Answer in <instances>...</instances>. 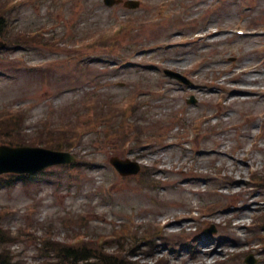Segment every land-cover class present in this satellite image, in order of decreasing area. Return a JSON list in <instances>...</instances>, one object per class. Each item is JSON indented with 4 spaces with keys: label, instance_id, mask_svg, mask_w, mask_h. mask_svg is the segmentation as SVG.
Listing matches in <instances>:
<instances>
[{
    "label": "rangeland",
    "instance_id": "rangeland-1",
    "mask_svg": "<svg viewBox=\"0 0 264 264\" xmlns=\"http://www.w3.org/2000/svg\"><path fill=\"white\" fill-rule=\"evenodd\" d=\"M126 1L0 0V145L79 135L62 148L72 164L0 175L8 251L20 264H60V244L137 264H264V0Z\"/></svg>",
    "mask_w": 264,
    "mask_h": 264
},
{
    "label": "water",
    "instance_id": "water-1",
    "mask_svg": "<svg viewBox=\"0 0 264 264\" xmlns=\"http://www.w3.org/2000/svg\"><path fill=\"white\" fill-rule=\"evenodd\" d=\"M115 1L117 2L120 0H105L108 5L114 4ZM138 3L139 1L137 0L126 1V5L129 7H134ZM166 72L171 76L178 77L181 80L188 82V80L179 73L171 70H166ZM74 160L75 156L69 152L54 151L42 147L0 146V173L6 171L33 173L40 171L49 165L70 163ZM111 163L123 175L137 173L141 168L138 162L129 159H121L117 156L111 158ZM249 262L250 264L254 263L253 261Z\"/></svg>",
    "mask_w": 264,
    "mask_h": 264
},
{
    "label": "trees",
    "instance_id": "trees-1",
    "mask_svg": "<svg viewBox=\"0 0 264 264\" xmlns=\"http://www.w3.org/2000/svg\"><path fill=\"white\" fill-rule=\"evenodd\" d=\"M5 15L6 13L0 16V30L4 27L2 19L9 20V18L7 16L5 17ZM63 142L56 144L55 146H53V148L62 149L64 148V146L66 148H70L72 146L69 142L68 137ZM5 233V230L0 225V264H20L15 260V256L13 255V253L8 251L6 247L7 240ZM56 250L59 252L57 257L59 258L60 264H78L80 262H85L86 264H116V261L118 260H121L123 262L120 264H137L135 262H126L115 254L113 256L104 251L98 252L96 250V247H88L83 244L74 246H66L64 244H60L58 245Z\"/></svg>",
    "mask_w": 264,
    "mask_h": 264
},
{
    "label": "bare ground",
    "instance_id": "bare-ground-1",
    "mask_svg": "<svg viewBox=\"0 0 264 264\" xmlns=\"http://www.w3.org/2000/svg\"><path fill=\"white\" fill-rule=\"evenodd\" d=\"M209 35V41H212V40H215V38L218 36V33H211V32H206V33H203L202 35H196V37L198 38L200 36V38H203V37H206ZM199 38V39H200ZM258 66H255V67H252V68H248L246 66H243V67H239L238 68V72L235 73L236 75H244V74H250V76H254L252 77L249 81H248V84H260V82L262 81L261 77H259L258 75L260 73H262V69H259ZM252 73H255V74H252ZM258 81V82H257ZM251 87L253 88H256L255 86H243V88L245 89H250ZM253 99L252 97L250 96H242V97H237V96H230L229 98H227V100H225V104L226 105H231L233 103H240V102H251ZM224 103V102H223ZM215 114H211V116H214ZM229 115V114H228ZM230 116H228L227 118H229ZM239 154L242 155V157L245 159L243 160L244 162H246L249 166L253 164L254 162V158H251L249 160H246L248 159L249 157V151L248 150H243L242 147L239 148ZM226 176H230V177H233V173L230 172V173H227ZM247 213L246 210H243L241 212L242 215H245ZM236 214H238L240 216V213L239 212H236ZM164 222V226L162 228V231L166 228V226L171 222V219L169 218H165V221H162L161 220V224ZM240 224V222H238L237 226ZM167 229H165L166 231ZM207 244V243H205ZM222 246V245H221ZM168 259V258H167ZM197 264H208L206 258H200L199 262Z\"/></svg>",
    "mask_w": 264,
    "mask_h": 264
}]
</instances>
